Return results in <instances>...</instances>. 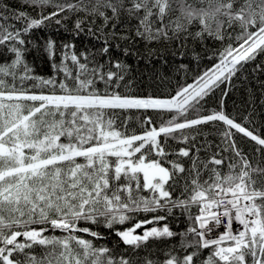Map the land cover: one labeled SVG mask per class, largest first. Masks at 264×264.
Returning a JSON list of instances; mask_svg holds the SVG:
<instances>
[{"label": "snow or ice", "instance_id": "1", "mask_svg": "<svg viewBox=\"0 0 264 264\" xmlns=\"http://www.w3.org/2000/svg\"><path fill=\"white\" fill-rule=\"evenodd\" d=\"M176 2L181 17L172 20L171 0H29L24 7L36 11V17L20 10L12 16L22 27L0 23V51L14 56L10 62H0V264H134L132 258L121 255L117 259L109 248L86 239L81 234L95 239L102 236L81 227L80 222L98 224L103 218L104 226L112 228L131 220L129 213L157 211L167 214L139 220L115 234L133 250L149 239L180 237V252L176 247L169 249L162 264H264V138L223 110L204 111L205 98L215 88L230 82L264 54V0H199L206 5L203 7L188 0ZM64 13L83 14L75 23L77 34L84 30V19L111 24L112 31L104 36L106 42L109 36L131 38L116 31L122 23L145 41L177 38L187 28L181 19L188 24L199 21L202 32L218 39L225 23L221 17L226 18L228 27L238 25L240 32L235 44L230 43L215 58L218 62L213 67L178 88L175 95L140 97L118 91L125 68L118 60L115 67L121 71L117 72H103V64L89 69L75 53L69 56L64 52L56 63L52 40L47 41L45 51L55 74H32L24 59L26 50L21 46L26 41L22 36L52 20L61 24ZM7 19L0 9V20ZM211 22L217 25L215 31ZM88 31L95 34L92 27ZM110 50V44L103 46L100 54L108 55ZM124 52L128 54L127 49ZM69 59L76 66L75 73L65 63ZM256 69L264 71V65H256ZM60 73L63 79L58 80ZM97 79L105 85L102 92ZM27 81L34 83L28 87ZM118 110H152L161 115V122L159 127L152 126V118L145 117L143 125L151 127H145L142 134H128L114 127L111 115ZM165 113L168 119H163ZM190 113L197 115L189 119ZM215 122L225 128L218 133L219 152L208 161L190 155L195 145L173 153L188 157L191 167L166 160L170 139L187 142L184 130ZM233 129L258 145L256 156L238 147ZM224 152L231 155L225 158ZM225 159L228 172L222 173L216 166L223 165ZM204 171L210 175L201 182ZM180 179L185 182L183 192L175 196ZM175 208L187 216L186 230L174 232L167 223L146 227L167 221ZM193 208L198 209L196 215ZM220 215L223 219H218ZM234 223L238 225L235 229ZM220 227L224 232L212 235ZM141 228L143 234H136ZM56 231L61 235H46ZM37 246L40 254L35 252ZM205 250L207 257L202 255ZM145 264L155 262L145 258Z\"/></svg>", "mask_w": 264, "mask_h": 264}, {"label": "trees", "instance_id": "2", "mask_svg": "<svg viewBox=\"0 0 264 264\" xmlns=\"http://www.w3.org/2000/svg\"><path fill=\"white\" fill-rule=\"evenodd\" d=\"M13 4L21 3L20 7H15L11 10V17H9L8 21L0 22L11 25H16V28L22 27L21 23L12 16V12H18L20 10L26 11L24 5H27L29 2L27 0H7ZM8 2V3H9ZM188 3L194 5L195 7H203L206 5L200 4L199 0H188ZM5 0H0V6L6 7ZM7 8V7H6ZM171 13L170 19L176 20L181 17V12L179 10V5L176 0H171ZM48 9L47 11H50ZM47 11L44 13L47 14ZM33 16H37V12H33ZM225 20V23L220 28L222 38L218 39L213 36L208 35L207 32H202L203 26L199 23V21H194L191 24H188L186 20L181 19L180 22L187 25L186 31L179 34L177 38L173 39H158L154 41H145L144 39L137 37L134 33V29L129 31V25L126 23H122L120 27L116 29L118 33L122 36H131L130 39H121L116 38L112 39L111 36L108 37L107 42L104 39L106 33H110L112 31L111 24L104 26L102 19H96L97 22L90 26L89 24H83L84 30L80 32V34L87 35V37H83L80 39L77 36V33H74V26L71 23L67 25H61V29H58L55 33L50 34L44 37V26H41L38 29L31 30L28 34H34L39 37L42 41L36 44L32 49L29 48L28 45L23 47L26 51L24 52L25 62L32 69V74L35 73L37 68H51L49 69V73L46 77L52 76L55 73L52 69V61L49 59L48 53L45 51L44 44L47 41L51 40L52 37L56 38L55 42V57L54 60L57 62L58 59H62L59 55L60 44L65 39H72L77 43L75 47H73L69 52V56L73 53L78 55V58L81 63L85 61L88 63L89 69L96 67L98 64H103L104 67L101 69L103 72H107L109 70L113 72L121 71V69H117L115 67V63L117 61L118 55H116L112 50L108 55H101L100 49L103 46L111 45V48L119 45L121 47V55H124V50H128V54L123 56L122 63L125 66V71L129 76H131L133 81H128L125 79L120 82V87L118 91L121 94H131L133 96H161L167 97L175 94L178 88L184 85L186 82L194 80L196 77L200 76L205 69L213 67L215 63L218 62L216 57H212L209 55H213L214 51L216 53H220L224 50L230 43L235 44V37L240 32V28L238 25H233L232 27H228L226 23V18H219ZM132 24H135V21H132ZM103 26V27H102ZM92 27L95 34H90L88 28ZM211 27L213 31L216 30V23L211 22ZM52 29V28H51ZM102 29V30H101ZM198 32H202L201 36H197ZM189 33L191 35H189ZM43 34V35H42ZM99 37V39L97 38ZM33 42H37V39L32 40ZM78 44L82 47L79 49ZM88 52L92 59L87 60L86 53ZM2 55L0 56V62H4L5 60H10L14 58L11 53H7L6 51H0ZM83 54V55H81ZM188 57L189 60L184 61L182 63L181 60H184V57ZM68 65L69 69L75 73L76 66H74L71 60L65 61ZM256 65H264V54H260L257 56L256 60L252 63H249L245 66V68L238 72L230 82L233 84L236 83L235 89L227 92L226 95H217L212 99L205 100L204 102V111H212V110H221L224 111L236 120L238 123L243 124L244 126L249 125L253 126L254 129H259L256 125V122L263 126L264 133V71H260L256 69ZM183 67V68H182ZM199 67H203L204 70L199 71ZM199 72H202L199 74ZM57 79H63V73L57 75ZM26 84L32 85L33 81H27ZM69 83H71L69 81ZM125 85L127 87H125ZM97 88L102 92L105 89V85L103 81L97 79ZM223 102V104H222ZM229 104V106H228ZM238 108L239 112H235ZM131 111V110H130ZM142 111L143 117H151L154 125L159 126L161 122V115L158 112H154L149 110L147 112ZM129 111H117L114 115H111V118L114 120V127L117 128L121 132H127L128 134H132L135 131L131 128L129 121L126 116ZM197 114L192 115L191 118L195 117ZM245 117H249V119H245ZM169 114L165 113L163 119H168ZM244 122L242 121V119ZM215 129H210V131H199V126L193 129H186V134L188 135L187 142H181L180 139H170L168 141L166 150L169 155L166 157V160H173L171 156H173L175 152L179 150L181 147H191L195 145V147H191V152H194L197 148L199 151L196 156L199 157L200 161H208L214 154L219 152L218 145H221V137L218 134L221 130L225 128V126L221 122H215L213 125ZM145 127H151L146 125ZM247 127V126H246ZM248 128V127H247ZM249 129V128H248ZM234 134V139L238 147L249 156H256L257 153L255 149L258 145L255 142L247 139L243 134L236 132L235 129L232 130ZM207 133V134H206ZM256 134V133H254ZM179 136V132L176 134ZM63 140V138H62ZM200 153L201 155L199 156ZM222 155L227 158L231 153L224 152ZM153 158L155 157L153 154ZM217 158H220L217 155ZM110 159L115 160V157H111ZM225 162L221 166H216L222 172L223 170L228 171V162ZM184 167H191L190 164L185 163L177 159ZM228 161V160H227ZM78 162L83 163L82 158H78ZM188 162V161H187ZM165 167H170L169 164H165ZM203 168V164L200 165ZM210 167H213L210 165ZM210 172L204 171L201 176V182L207 180L209 178ZM139 179L142 182L141 174H139ZM184 180L180 179L177 183V187L175 190V196H181L183 192ZM135 186V185H133ZM141 195H148L147 192H142ZM192 214L196 215L198 212L197 208H193ZM173 215L169 216L167 221L161 222L158 225L149 224L146 227L156 226L163 227L164 223H167L168 226L174 232H181L186 230L188 227V218L186 215H182L181 210L179 208L173 209ZM164 211H157L156 213H129L132 216V219L126 221L124 224H115L112 228H107L104 226L103 218H101V222L98 224H88L83 221L80 222L81 227H89L92 231L99 232L102 236L101 239H95L90 236L84 235L86 239H92L94 245L97 247L105 246L111 250V255L115 256L117 259L124 255L125 257L132 258L134 264H145V258L155 262V264H162L165 259L166 253L169 249L176 247L177 253L180 252L178 245L180 241V237L168 238V239H149L143 246L138 249L133 250L130 246L125 245L123 241L115 234L116 231L127 229L132 227V225L145 218H151L154 215H166ZM143 228L137 229L136 232H143ZM46 235H56L60 236L61 233L59 231L56 232H48ZM20 239H23L22 237ZM191 239V237H189ZM141 250V251H138ZM40 247L37 246L35 248L36 254H40ZM138 251V252H137ZM203 257H207L208 250L203 252ZM199 264V262H198Z\"/></svg>", "mask_w": 264, "mask_h": 264}, {"label": "bare ground", "instance_id": "3", "mask_svg": "<svg viewBox=\"0 0 264 264\" xmlns=\"http://www.w3.org/2000/svg\"><path fill=\"white\" fill-rule=\"evenodd\" d=\"M9 1H7V0H5V4H3V5H5L6 7H1L0 6V9H3V11H4V14L6 15V16H8V17H11V15H9V14H11L10 12H11V10H9V9H14L15 7H20L21 6V3H18V4H13V3H11V2H9ZM26 2H29V0H27ZM25 6V5H24ZM26 12L29 14V15H31L32 17H36V16H33V10L31 9V8H26ZM63 16L64 17H66V18H63L62 19V23L61 24H56L55 23V20H52V21H49V22H47L45 25H44V30H46L47 29V31H44V37H46V36H48V35H50V34H53V33H51V32H56L58 29H61L60 27H61V25L63 24V25H67L68 23H71L73 26H74V30H75V23H76V21L78 20V19H83V14L81 13L79 16L77 15V14H71V13H64L63 14ZM6 20H0V22H5ZM7 21H8V19H7ZM95 22H97V20H95ZM94 22V23H95ZM18 23H20L19 21H18ZM93 20L91 19V18H89V19H84V23L83 24H89L90 26H93ZM9 28H12V27H15L16 28V25H11V24H9V26H8ZM52 28V29H51ZM74 33H77L76 32V30H75V32ZM50 36H52V35H50ZM77 36H79V38L80 39H83V37H87V35H83V34H77ZM35 37H36V39H37V42H33L32 40L33 39H35ZM22 38L26 41V43H25V45H28L29 46V48L30 49H32L36 44H38V43H40L42 40L41 39H39V37H37V36H35L34 34H26V35H23L22 36ZM52 41H54V42H56L57 41V37L56 38H54V37H52V39H51ZM65 44H68V45H70V47L68 48V49H65L64 47H63V45H65ZM25 45H23V46H21V47H25ZM75 45H77V43L76 42H74L72 39H65V41H62V43L60 44V50H59V55L61 56V57H63V54H64V52H69L73 47L72 46H74L75 47ZM46 46V44H44V47ZM81 45L80 44H78V47H79V49H81L82 47H80ZM111 50L116 54V55H118V58H116L118 61H120L121 63H122V60H123V56H125V55H127V54H125L124 53V55H121V47L119 46V45H116V46H114V47H112L111 48ZM82 52H84V51H82ZM84 53H86V55H87V60L89 61V60H91L92 59V57H91V55L88 53V52H84ZM2 55V52H0V56ZM11 55H13V54H11ZM209 55L210 56H212V57H218V53H216L215 51H214V53H213V55H211L210 53H209ZM184 57V56H183ZM60 60L61 59H58L57 60V62L56 63H59L60 62ZM186 60H189L188 59V57H184V60H181L182 61V63H185L184 61H186ZM86 62V61H85ZM49 69H51V68H49ZM49 69H47V68H44V67H42V68H37V70L35 71V73H34V75H36V76H41V77H46L47 75H48V73H49ZM202 70H204L203 69V67H199V71H202ZM129 72L130 71H128V74H129ZM200 73H202V72H199V74ZM127 74V72L125 71V69H123V75H124V77H125V79L126 80H128V81H133L132 80V78H131V76H129ZM71 82V81H70ZM189 84H191L192 83V80L191 81H189L188 82ZM26 86H28V87H31V85L30 84H26ZM234 89V84L232 83V82H225V83H221L217 88H215V90L210 94V95H208L206 98H205V100H208V99H212V98H214L215 96H217V95H221V96H223V95H225V93H227V92H229V91H231V90H233ZM228 106H229V104H228ZM221 110H223L224 111V109H221ZM220 111V110H219ZM205 112H209V111H205ZM225 112V111H224ZM235 112H239L238 111V108H237V110L235 111ZM226 113V112H225ZM196 113H190V114H188V118L189 119H191V116L192 115H195ZM126 118H127V120L129 121V124H130V126H131V128L136 132V133H138V132H143V130H144V128H145V126L146 125H143V119H144V117H143V114H142V111L141 110H131V111H129V113L127 114V116H126ZM193 118V117H192ZM242 119V118H241ZM242 121L244 122V120L242 119ZM245 123V122H244ZM243 125V124H242ZM256 125L259 127V129H254V127L253 126H249V125H247L246 124V126L249 128H247L246 126H244V127H246L248 130H250V131H253L254 133H256L258 136H260L261 138H264V133H263V126H261L259 123H258V121L256 122ZM215 129L214 128V126H213V124L212 123H209V124H204V125H200L199 126V131L201 132V131H210V129ZM185 132H186V130H184ZM207 134V133H206ZM247 139H250V138H248V137H246ZM196 154H197V150H195L194 152H192L190 155L191 156H196ZM199 154V156L201 155L200 153H198ZM137 155H139V154H137ZM172 157V159L173 160H177V159H179L180 161H183V162H185V163H188V164H190L191 165V160L188 158V157H179V156H176V155H173V156H171ZM188 161V162H187ZM226 162H228L229 163V161H227L226 160ZM228 171L227 170H223L222 171V173H227ZM138 251H141V250H138ZM137 251V252H138Z\"/></svg>", "mask_w": 264, "mask_h": 264}, {"label": "rangeland", "instance_id": "4", "mask_svg": "<svg viewBox=\"0 0 264 264\" xmlns=\"http://www.w3.org/2000/svg\"><path fill=\"white\" fill-rule=\"evenodd\" d=\"M183 68V67H182ZM193 81L194 80H192V83H193ZM186 84H189L188 82H186L184 85H186ZM183 86V85H182ZM235 87H236V83L234 84V89H235ZM142 97H145V96H142ZM161 98H168V97H161ZM225 113V112H224ZM226 114V113H225ZM229 116V115H228ZM238 123V122H237ZM157 127H159V126H157ZM118 130V129H117ZM135 134H142L143 132H138V133H136V132H134ZM141 175H142V173H141ZM142 177H143V175H142ZM151 227H153V226H151ZM151 227H147V228H151ZM123 230H125V229H122V230H119V231H123ZM136 234H139V235H142L143 234V232H136Z\"/></svg>", "mask_w": 264, "mask_h": 264}]
</instances>
